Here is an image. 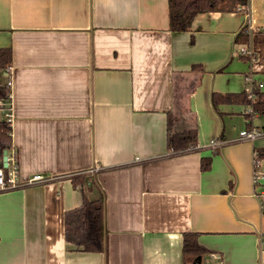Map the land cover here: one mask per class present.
<instances>
[{
    "label": "crops",
    "instance_id": "obj_1",
    "mask_svg": "<svg viewBox=\"0 0 264 264\" xmlns=\"http://www.w3.org/2000/svg\"><path fill=\"white\" fill-rule=\"evenodd\" d=\"M167 13L168 0H0V48L12 52L0 120L23 185L0 193V264H198L182 254L190 232L208 250L199 264H264V138L237 140L264 117L211 103L264 93V0L200 13L184 32ZM170 113L201 149L167 151ZM93 200L104 250L77 251L65 215Z\"/></svg>",
    "mask_w": 264,
    "mask_h": 264
},
{
    "label": "trees",
    "instance_id": "obj_2",
    "mask_svg": "<svg viewBox=\"0 0 264 264\" xmlns=\"http://www.w3.org/2000/svg\"><path fill=\"white\" fill-rule=\"evenodd\" d=\"M248 0H168V30L171 32L188 31L195 17L200 13H232L239 8L246 7ZM236 42L246 45L248 35L242 29L235 39ZM12 62V52L7 48H0V108L2 104L10 101V86L2 82L4 74L9 73ZM250 93L252 97L249 98ZM240 93H212L211 103L215 110L220 105L245 106L252 109V114L244 113L247 121L254 116L264 117V93H261L256 86L251 92ZM219 113H221L219 111ZM166 143L167 151L176 154L186 151L197 143L196 127L179 132L175 127V116L173 113L167 115L166 122ZM10 122L0 120V167H2L3 152L11 154L12 137ZM16 157V154H15ZM255 159L260 162L264 159V147L256 148ZM211 166V158L204 157L200 161V170H208ZM74 178H71L73 180ZM77 180H73L75 184ZM264 204V201H263ZM264 218V207H263ZM103 208L100 200L84 201L77 210L68 212L65 215V239L75 245V249L83 252H101L104 250L103 240ZM198 234L190 232L182 235V254L184 260L197 263L202 259L208 250L204 249L198 242Z\"/></svg>",
    "mask_w": 264,
    "mask_h": 264
},
{
    "label": "built area",
    "instance_id": "obj_3",
    "mask_svg": "<svg viewBox=\"0 0 264 264\" xmlns=\"http://www.w3.org/2000/svg\"><path fill=\"white\" fill-rule=\"evenodd\" d=\"M240 53L242 56H249L250 54V52L248 53L245 49H242ZM7 85L11 86L10 81L7 82ZM251 90L248 93H250ZM251 97H252V93H250L249 98ZM246 109H247L246 113L252 114V109H249V108H246ZM259 138H264V129H258V128L251 127L250 130L241 131L238 135L237 140L251 142ZM224 144L225 142L220 139H212L209 141V145L207 147L210 149H216V148L223 146ZM188 149L198 150V149H201V146L195 145V146L189 147ZM6 163H7L6 168L3 167V163H2V167H0V193L13 191V189H17L23 186L19 183L17 179L18 163L15 157V152L13 150L10 155L7 154ZM258 164L259 162L255 159L254 166H257ZM34 180H40V178L35 177L33 180H30L29 183H32ZM254 182L256 183V179H254ZM261 243L264 245V237L262 238Z\"/></svg>",
    "mask_w": 264,
    "mask_h": 264
},
{
    "label": "water",
    "instance_id": "obj_4",
    "mask_svg": "<svg viewBox=\"0 0 264 264\" xmlns=\"http://www.w3.org/2000/svg\"><path fill=\"white\" fill-rule=\"evenodd\" d=\"M6 159H7V152H3V157H2V163H3V167L6 168L7 167V163H6ZM198 264L200 263V259L197 262Z\"/></svg>",
    "mask_w": 264,
    "mask_h": 264
},
{
    "label": "rangeland",
    "instance_id": "obj_5",
    "mask_svg": "<svg viewBox=\"0 0 264 264\" xmlns=\"http://www.w3.org/2000/svg\"><path fill=\"white\" fill-rule=\"evenodd\" d=\"M246 113V112H245ZM206 259V258H205Z\"/></svg>",
    "mask_w": 264,
    "mask_h": 264
}]
</instances>
